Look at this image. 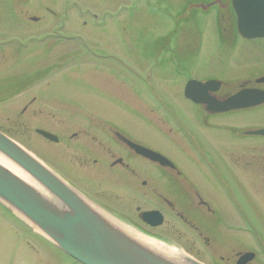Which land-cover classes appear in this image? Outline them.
<instances>
[{"label":"flooded vegetation","instance_id":"1","mask_svg":"<svg viewBox=\"0 0 264 264\" xmlns=\"http://www.w3.org/2000/svg\"><path fill=\"white\" fill-rule=\"evenodd\" d=\"M164 1L98 0V9L80 11L82 26L87 28L81 34L83 38L69 35L74 31L72 24H47V36L63 33L70 39L51 40L47 45L48 54L53 52V59L61 58L55 53L63 55L71 69L54 75L84 80L94 89L98 101L76 103L94 113L91 116L78 110L68 120L52 113L53 106L63 104L50 103L56 102L55 97H39L36 103L37 96L33 95L29 100L32 104H24L22 110L36 103L32 109L38 113L37 120L57 136L54 143L60 145L52 149L49 165L90 200L145 235L175 246L203 264H237L243 253L251 251L243 249L248 219L259 221L257 206L248 205L247 167L262 175L264 155L247 162L242 151L236 163L232 156L221 153L225 142L208 137L206 130L231 132L232 128L245 127L240 130L239 141L228 137L227 146L239 142L247 147L249 138L264 145V134L254 133L264 129V121L240 127L233 124L238 117L245 122L249 115L264 113V36L239 34L232 0H172L180 4L173 18L178 22L176 42L168 40V33L174 29L158 32L153 48L147 44L148 51H143L126 32L141 19V11L149 22V11L163 8ZM198 13L213 21L218 42L213 55L202 54L206 50L201 43L204 34L191 16ZM29 19L37 21L34 16ZM115 19L121 23H113ZM184 19L192 21L186 34L180 25ZM133 78L145 83L146 108L162 112L158 120L147 117L142 128L109 117L126 105L135 110L124 100L126 104L118 103L117 90L119 81ZM190 80L198 82L189 88L196 101L185 96ZM238 91L243 92L244 103L254 104L213 110L217 107L209 103L211 99L222 102ZM42 110L48 111L47 117ZM139 129L152 130L160 137V144L138 137ZM129 142L158 152L169 164L136 152ZM64 157L75 163L65 164L61 160ZM236 193L240 194V203ZM144 211L150 212L146 219L139 216Z\"/></svg>","mask_w":264,"mask_h":264},{"label":"rangeland","instance_id":"2","mask_svg":"<svg viewBox=\"0 0 264 264\" xmlns=\"http://www.w3.org/2000/svg\"><path fill=\"white\" fill-rule=\"evenodd\" d=\"M98 3V0H0V130L50 168L52 166L49 165V159L53 160L52 149L60 147V145H58L59 142L52 143L43 139L35 132L36 128L47 129L42 126V120H37L38 113L32 109L41 100L39 97H43L42 99L55 97L56 102L51 100L50 103L66 104L67 106L63 104L53 106L52 113L65 117L67 120L73 119L76 113H79L78 110H81V114L89 113L92 116L94 112L80 108L76 106V103L78 105L95 104L98 97L95 95L94 89L84 80L54 75V72L70 71L71 69L64 63L66 59L62 57L63 55L55 53V56L61 58L53 59V52L48 54L49 48L47 45L50 44L51 40L65 42V40L69 41L70 39L64 37L63 33H59V36H47L44 31L48 28L47 24L68 23L72 24L71 29H74L69 35L75 36L77 34L78 37H82L81 34L87 28L85 29L82 26L80 11L89 8L98 9ZM162 6L163 8L149 11L147 16L149 22L145 21V13L141 11L142 15L139 16L141 19L135 20L130 31L126 32L130 33L128 37L132 42L141 44L143 51H148L147 44L151 49L153 48L158 40L154 36L158 32L174 29L171 33H168V40L171 44L176 42L175 30L178 29V22L176 23L173 18L176 17L175 12L180 8V4L178 5L172 0H165ZM46 8L56 13V16L52 15V12L46 10ZM30 16H34L35 20L37 18V21L29 19ZM191 16L196 19V24L200 25L204 34L201 37V43L204 48L206 47V50L202 54L213 55V49H216V45H218L214 30H212L213 21H209L199 13L191 14ZM112 22L121 23L116 19ZM191 23L192 21H185V19L180 23L183 34L187 33V28L191 27L189 25ZM119 34L118 38L120 39L122 37L121 32ZM71 40L76 41L79 38H72ZM208 49L211 50L207 51ZM10 52H12L11 56ZM117 90H119L118 103L126 104L124 101L131 103L134 105L135 110L127 107V105L119 107L114 117L109 116L111 119L126 123L130 122L142 128L145 121H147V117L157 120L161 118L162 112L157 109L150 111L145 106L147 102L145 100L146 90L143 79L133 78L119 81ZM33 95L37 96L36 103L28 105L27 108L22 110L24 104H32L29 100ZM178 100H180L179 97ZM173 103L176 104L174 101ZM42 112V115L47 117L48 111L42 110ZM182 112L186 115L185 106ZM39 114L41 115V113ZM246 120L245 122L240 121L238 117V122L233 124H239L237 127L253 125L264 121V113L249 115ZM244 128H232L231 132L216 129V131L213 129L211 131L205 130L209 133L207 134L208 137L210 136L218 142H225L220 151L226 157L230 158L232 156L233 161L238 163L240 160L237 155L244 151L248 157L247 162H254L253 157L264 155V153H260L261 151L264 152V145H258L256 141L249 138L247 147L243 148V145H240L239 142L227 146L228 137H232L233 141H239L237 138L242 136L240 130ZM137 136L146 141L148 140L152 144H160L158 142L160 137L152 130L139 129ZM161 140L163 141V139ZM61 160L65 164L75 163L74 160H69V157L61 158ZM241 162H243L242 159ZM261 163L263 164L262 160ZM262 171V175H257L258 173L247 167L248 205L254 204L257 206L256 215L259 217V221L249 218L246 225V247L243 249L247 248L257 255L250 264H264V170ZM58 174L64 178L60 173ZM236 195L240 203V194L236 193ZM251 213L249 211L248 215ZM0 264L80 263L60 251L26 220L18 218L9 209L0 205Z\"/></svg>","mask_w":264,"mask_h":264},{"label":"water","instance_id":"3","mask_svg":"<svg viewBox=\"0 0 264 264\" xmlns=\"http://www.w3.org/2000/svg\"><path fill=\"white\" fill-rule=\"evenodd\" d=\"M237 31L244 37L264 36V0H232ZM197 81L187 82L185 96L195 100L189 88ZM196 101V100H195ZM214 111L241 108L243 92L238 91L222 102L212 99ZM37 132L49 140L57 137L48 131ZM264 134V129L255 131ZM138 152L161 164L169 161L159 153L135 143ZM0 155L15 165L34 184H29L0 164V204L18 218L26 220L39 234L80 264H203L183 250L145 235L114 216L73 187L56 171L0 131ZM150 212H141L146 219ZM131 231V232H130ZM130 234L172 248L176 257H169L140 244ZM254 253H243L237 264H246Z\"/></svg>","mask_w":264,"mask_h":264},{"label":"bare ground","instance_id":"4","mask_svg":"<svg viewBox=\"0 0 264 264\" xmlns=\"http://www.w3.org/2000/svg\"><path fill=\"white\" fill-rule=\"evenodd\" d=\"M0 164L3 167L7 168L9 171H11L14 175H17L23 181H25L29 184H33L32 180L27 175H25L21 170H19L15 165H13L11 162H9L7 159L2 157L1 155H0ZM130 235L132 236L133 239L140 242V244L147 246L151 249H155L164 255H167L169 257H171V256L176 257V255H177L175 250H173L172 248L163 247L160 244H157V243H155L149 239L143 238V237L136 235V234H130Z\"/></svg>","mask_w":264,"mask_h":264}]
</instances>
